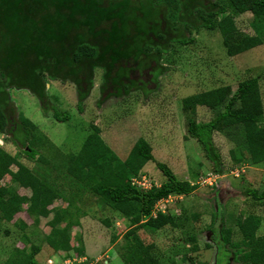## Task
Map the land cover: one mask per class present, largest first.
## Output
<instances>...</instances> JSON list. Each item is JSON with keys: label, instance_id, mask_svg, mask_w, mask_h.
<instances>
[{"label": "trees", "instance_id": "16d2710c", "mask_svg": "<svg viewBox=\"0 0 264 264\" xmlns=\"http://www.w3.org/2000/svg\"><path fill=\"white\" fill-rule=\"evenodd\" d=\"M244 12L252 17L254 35L240 32L234 24V17ZM263 25L264 0H0V134L12 145L21 146V153L29 160L37 156V162L48 165L50 161L42 152L47 138L38 134L31 121L15 113L8 88L27 90L38 100L44 115L50 112L55 122L63 123L69 115L49 102L45 80L73 86L78 114L84 111L95 69L101 72L96 112L122 103L135 92H140L145 101L157 90V79L166 71L161 64L163 55L172 44L192 43V31L217 30L226 55L233 57L264 45ZM227 91L226 86L181 99L186 136L199 145L215 176L222 174V164L212 141L214 132L226 136L231 130L247 146L250 164L264 162L258 80L239 82L225 100ZM198 107H207L214 116L207 122H195L193 114ZM91 129L78 152L61 156L55 165L62 170L64 183L60 187L40 177V168L29 169L0 147V181L8 175L13 185H0V229L23 211L24 205L33 226L41 218L48 219L44 241L49 249L69 252L70 230L79 227L80 219L86 216L81 207L87 201L84 195H89L129 223L122 236L129 241L118 255L122 264H160L152 253L153 245H143L135 233L140 229L175 228L173 215H152V210L168 197L193 193L194 185L177 179L166 165L155 162L144 139L138 138L125 159L119 160L100 137L99 128L92 125ZM152 161L165 181L147 190L136 188L131 178ZM11 166L17 167L15 173ZM16 188L28 189L29 197L19 195ZM245 195L264 204V189H246ZM56 201L64 205L53 206ZM214 211L210 236L218 251L226 244L234 250L237 262L264 264V235H256L260 218H236L234 225L240 238L232 241L233 230L223 226L222 216L220 226L214 228V219L220 215L216 204ZM103 223L109 226L107 220ZM13 226L22 232L23 247L12 248L0 264H36L34 258L41 247L29 243L22 221H15ZM183 242L191 252L197 251L195 235L184 237ZM76 251L83 256L82 247ZM181 260L190 259L181 256Z\"/></svg>", "mask_w": 264, "mask_h": 264}, {"label": "rangeland", "instance_id": "374dc122", "mask_svg": "<svg viewBox=\"0 0 264 264\" xmlns=\"http://www.w3.org/2000/svg\"><path fill=\"white\" fill-rule=\"evenodd\" d=\"M234 24L242 33H256L248 12L234 17ZM261 32L264 33V25ZM190 37L193 39L192 43L184 46L172 44L163 55L161 64L166 67V71L157 79V90L149 94L145 101L140 92H135L122 103L110 104L96 112L94 103L98 98L101 72L95 69L93 86L84 102V111L78 114L75 109L73 86L45 80V93L49 102L59 111L69 115L67 122L58 123L51 118L50 112L43 114L38 100L27 90L8 88L6 93L15 113H20L31 121L38 134L47 138L48 142L42 147V152L50 163L43 165L37 162V156L29 160L21 153V146L12 145L2 134L0 147L16 156L17 160L29 169L40 168V177L44 176L49 184L60 187L64 180L57 162L62 160L63 154L76 153L79 150L87 134L92 131V125L99 128L104 143L119 160L125 159L133 143L142 138L150 146L155 162L166 165L177 179L188 181L194 185L195 190L189 195L173 196L156 203L152 215L157 212L171 214L177 226H165L158 231L137 230L135 234L138 240L143 245H153L152 253L160 264H241L234 260V250L229 245L223 244L218 251L216 241L211 240L210 223L215 215L216 204L220 208V215L214 219V228L220 226L219 217L222 216L223 226L233 230L232 241L240 238L234 225L235 219L248 215L260 218L256 235H264V204L260 205L258 201L245 195L246 189L258 192L264 189V162L250 164L247 146L231 130L226 136L214 132L212 141L222 164V174L215 176L199 145L186 136L181 99L227 86V100L239 82L256 78L263 106L264 127V45L229 57L217 30L199 29L192 31ZM213 116L214 113L207 107H198L193 114L197 123L207 122ZM52 155L56 158L53 159ZM154 161L146 163L140 170V174L145 176L146 184L150 186H158L165 181ZM16 169L15 166L10 167L12 173H15ZM10 179L11 177L6 175L0 185L13 187ZM16 190L20 195L30 194L28 189ZM84 196L87 201L82 204L87 211L86 216L80 219L79 227L70 230L72 249L62 252V258L67 260L68 264L76 263L72 259L81 256H76L75 253L82 247L83 256L91 259V264H122L118 255L123 252L124 245L129 241L122 237L129 228L128 221L109 208L99 205L92 196ZM215 196L216 201L213 200ZM63 205L60 201L54 203V206ZM24 209L23 205V211L10 223L2 224L0 262L12 248L23 247L20 240L22 232L13 226V223L19 220L26 225L24 233L28 235L29 243L41 247V251L34 258L36 264H46L53 253L44 241L49 230L46 225L48 219H40L38 224L33 226ZM104 220L109 222V226L103 223ZM4 229L8 234L2 233ZM188 235L196 237V252H191L183 242L184 237ZM181 256L190 260L184 262Z\"/></svg>", "mask_w": 264, "mask_h": 264}, {"label": "built area", "instance_id": "2783aa9c", "mask_svg": "<svg viewBox=\"0 0 264 264\" xmlns=\"http://www.w3.org/2000/svg\"><path fill=\"white\" fill-rule=\"evenodd\" d=\"M144 178L145 177H143V176H141L139 178H133V179H131V184L134 185L136 188L147 190V189H149L150 185L146 184V181ZM72 261L76 262V263H72V264H91V260L86 259L84 256H79L76 259H72ZM67 262H68L67 260L64 261V264H68Z\"/></svg>", "mask_w": 264, "mask_h": 264}, {"label": "crops", "instance_id": "0c3cea01", "mask_svg": "<svg viewBox=\"0 0 264 264\" xmlns=\"http://www.w3.org/2000/svg\"><path fill=\"white\" fill-rule=\"evenodd\" d=\"M99 132H100V130H99ZM100 137H101V134H100ZM102 138V137H101ZM103 140V139H102ZM78 151H76V153H77ZM76 153H71L72 155H74V154H76ZM71 154H63V155H71ZM141 176H143V177H145L143 174H138L136 177H132L131 179H133V178H139V177H141ZM131 181V180H130ZM152 186H155V187H158L156 184H154V185H152ZM18 191V190H17ZM30 192V191H29ZM19 194V193H18ZM20 195V194H19ZM30 195V194H29ZM29 195L28 196H26V195H22V196H25V197H29ZM168 198H171V197H168ZM94 200V199H93ZM163 201V200H162ZM162 201H159V202H162ZM158 202V203H159ZM54 206V205H53ZM155 208V207H154ZM81 209L82 210H84L85 211V207H81ZM86 213H87V211H85ZM41 219H44V218H41ZM41 251V250H40ZM51 251V250H50ZM52 252V251H51ZM62 251H59V252H53L52 254H51V256H50V258H48L47 259V263L46 264H60V263H62V262H64L65 261V259H63L62 258ZM75 255L77 256V254L75 253ZM78 257V256H77Z\"/></svg>", "mask_w": 264, "mask_h": 264}]
</instances>
